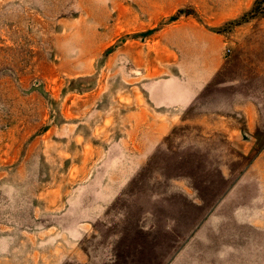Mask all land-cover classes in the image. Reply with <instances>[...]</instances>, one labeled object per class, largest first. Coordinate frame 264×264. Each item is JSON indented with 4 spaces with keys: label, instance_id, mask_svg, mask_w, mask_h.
Masks as SVG:
<instances>
[{
    "label": "rangeland",
    "instance_id": "374dc122",
    "mask_svg": "<svg viewBox=\"0 0 264 264\" xmlns=\"http://www.w3.org/2000/svg\"><path fill=\"white\" fill-rule=\"evenodd\" d=\"M0 264H264V0H0Z\"/></svg>",
    "mask_w": 264,
    "mask_h": 264
}]
</instances>
